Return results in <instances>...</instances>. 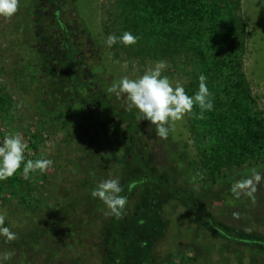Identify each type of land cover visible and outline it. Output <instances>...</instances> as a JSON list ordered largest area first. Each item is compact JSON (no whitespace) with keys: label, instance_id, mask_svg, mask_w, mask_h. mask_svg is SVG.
Segmentation results:
<instances>
[{"label":"rangeland","instance_id":"374dc122","mask_svg":"<svg viewBox=\"0 0 264 264\" xmlns=\"http://www.w3.org/2000/svg\"><path fill=\"white\" fill-rule=\"evenodd\" d=\"M60 1L20 0L10 20L0 17V144L6 135L20 133L28 144L24 163L29 159L54 162L47 172L30 173L28 179L23 178L22 163L16 174L0 181L4 226L18 235L13 242L0 236V255L14 253L0 264H106L113 251L108 238L113 216L106 214V205L91 192L106 179L118 178L122 188L127 185L130 176L122 166L130 161L126 144L131 138L153 172L191 191L217 221L264 239V182L255 194V206L248 197L237 200L230 192L231 184L248 175L249 169L264 174V158L259 164L225 170L212 183L193 167L199 158L190 130L192 113L176 122L167 139H161L154 125L138 119L136 109H127L126 96L117 98L107 91L122 77L139 78L156 62L165 61L162 75L173 86L179 81L188 94L193 61H156L119 40L109 47L107 37H119L121 30L120 0H66L60 18L71 43L59 45L54 7ZM239 2L238 15L250 37L243 71L264 112V3ZM100 100L113 114L97 107ZM126 116L137 124L133 132ZM158 198L168 225L155 242L154 262L148 264H264L263 251L216 237L158 190L137 189L128 218L137 216L142 200L147 210H154ZM233 212L240 218H233Z\"/></svg>","mask_w":264,"mask_h":264},{"label":"trees","instance_id":"16d2710c","mask_svg":"<svg viewBox=\"0 0 264 264\" xmlns=\"http://www.w3.org/2000/svg\"><path fill=\"white\" fill-rule=\"evenodd\" d=\"M66 0L55 4L54 27L58 44L69 46V33L60 18ZM264 3V0H262ZM119 37L125 31L138 37L131 45L153 60L178 59L193 61L190 91H198L199 76L204 75L214 105L199 119L200 109L194 106L190 130L199 161L193 163L202 176L212 183L225 171L259 164L264 158V112L259 110L250 82L243 71L249 32L238 15L239 0H120ZM69 61V60H68ZM189 61V64H190ZM78 70V69H77ZM190 75V73H187ZM113 114L104 101L97 106ZM130 129H136L133 117H124ZM134 138L127 141L129 164L122 166L129 174L122 196L128 204L122 218L113 219L108 227L113 251L106 264L153 263L155 242L165 234L168 220L159 204L147 210L142 200L137 216L128 218L127 211L137 189H155L161 197L174 199L186 209L206 231L234 245L264 252V239L242 234L217 221L191 191L179 189L164 175H157L139 152ZM122 165V163H121ZM136 256V259H134Z\"/></svg>","mask_w":264,"mask_h":264},{"label":"clouds","instance_id":"9594fccd","mask_svg":"<svg viewBox=\"0 0 264 264\" xmlns=\"http://www.w3.org/2000/svg\"><path fill=\"white\" fill-rule=\"evenodd\" d=\"M20 0H0V17L10 20L19 10ZM119 40L125 46L137 43L138 37L131 32L125 31L122 36L109 35L106 44L111 47ZM167 67V62L158 61L154 67H149L145 73L136 79L128 76L113 82L107 89L120 98L126 96L127 109H136L138 119L148 121L155 126L156 135L161 139H167L170 130L175 129V124L183 120L186 114L192 113L194 106H198L200 113L198 118H204L205 111H211L214 107L211 93L206 84V77L199 76L198 91L194 96H189L182 84L177 81L175 86L162 71ZM28 144L23 140L20 133L8 134L0 144V181L12 177L21 168L24 179L29 178L30 173L39 171L47 172L52 166L50 159H29L25 162V150ZM248 175L242 176L231 184L230 192L235 199L246 196L253 206L257 204L256 193L258 186L264 182V174L255 167L248 170ZM123 188L118 178L106 179L99 182L92 190L91 196L101 200L109 210L108 213L116 218H122L128 204V198L122 196ZM233 218L239 219L240 214L233 212ZM5 214L0 213V236L7 242L18 239V235L5 225ZM13 252H5L0 255V260H10Z\"/></svg>","mask_w":264,"mask_h":264}]
</instances>
